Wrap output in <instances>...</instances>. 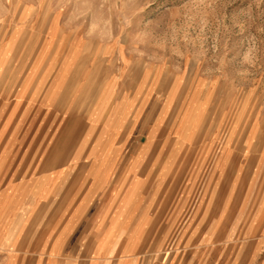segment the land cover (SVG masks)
Segmentation results:
<instances>
[{
	"label": "rangeland",
	"instance_id": "1",
	"mask_svg": "<svg viewBox=\"0 0 264 264\" xmlns=\"http://www.w3.org/2000/svg\"><path fill=\"white\" fill-rule=\"evenodd\" d=\"M0 71L24 152L67 123L80 140L78 118L106 89L110 107L134 112L136 144L122 152L155 125L166 139L151 145L164 161L141 162L153 176L130 205L92 203L71 240L28 241L16 264H256L246 233L264 147V0H0Z\"/></svg>",
	"mask_w": 264,
	"mask_h": 264
},
{
	"label": "crops",
	"instance_id": "2",
	"mask_svg": "<svg viewBox=\"0 0 264 264\" xmlns=\"http://www.w3.org/2000/svg\"><path fill=\"white\" fill-rule=\"evenodd\" d=\"M6 80L7 74L0 71V264H7L8 255L16 264L28 241L71 240V219L79 222L85 210L94 207L92 203L117 208L121 195L123 206L130 205L137 189L151 183L153 176L152 170L141 168V162L164 161L165 152L151 151V145L166 139L154 141L152 134L161 129L155 125L144 141L138 140L139 152H122L120 145L134 149L136 144L134 112L110 107L105 99L113 90L106 89L92 112L77 117L85 126L80 140L67 123L53 141L43 145L42 152L37 141L36 151L24 152L18 132L21 121H15L13 128L7 122L11 110L7 111ZM24 92L15 90V114ZM120 161L126 162L124 169L119 168ZM253 183L254 227L246 239L253 241L256 264H264V147L256 157ZM109 192L110 198H104Z\"/></svg>",
	"mask_w": 264,
	"mask_h": 264
}]
</instances>
